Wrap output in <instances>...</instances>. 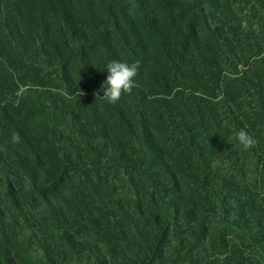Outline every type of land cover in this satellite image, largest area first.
<instances>
[{"label":"trees","instance_id":"trees-1","mask_svg":"<svg viewBox=\"0 0 264 264\" xmlns=\"http://www.w3.org/2000/svg\"><path fill=\"white\" fill-rule=\"evenodd\" d=\"M0 264H264V0H0Z\"/></svg>","mask_w":264,"mask_h":264},{"label":"clouds","instance_id":"clouds-1","mask_svg":"<svg viewBox=\"0 0 264 264\" xmlns=\"http://www.w3.org/2000/svg\"><path fill=\"white\" fill-rule=\"evenodd\" d=\"M242 27L247 28V23L244 22ZM139 68V61L132 64L120 61L109 62L106 65L108 72L106 81L101 85V89L99 90L103 91V96L101 98L109 104H116L120 101L123 94H130L132 89L136 86L135 78L138 75ZM99 91L94 93V95L99 96ZM236 138L245 150L254 148L258 143V141L244 129H241L236 134ZM20 139L18 133H12V143H19Z\"/></svg>","mask_w":264,"mask_h":264}]
</instances>
